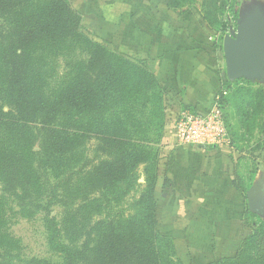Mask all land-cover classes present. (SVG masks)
Segmentation results:
<instances>
[{
    "label": "trees",
    "instance_id": "obj_1",
    "mask_svg": "<svg viewBox=\"0 0 264 264\" xmlns=\"http://www.w3.org/2000/svg\"><path fill=\"white\" fill-rule=\"evenodd\" d=\"M215 1L220 0H170L168 7L181 9L200 3L202 20L220 41L223 40L221 33L225 25L214 12ZM235 1L231 0L227 8L234 21L237 19V12L232 10ZM0 18L11 25L1 36L5 42L0 47L3 66V80L0 83L1 194L21 211L31 212L29 216L45 211L47 243L51 251L61 256V264H182L175 256L172 240L157 231L153 193L157 180L159 134L156 140L151 141L146 132L143 142L134 146L132 142H126V130L117 129L103 119L96 121L81 137L97 141L94 143L101 153L100 157L95 158L91 166L82 164L78 172L66 171L59 182L67 188L63 190V198L58 203L68 205L70 211V217L61 221L64 227L61 228L56 218L50 217L49 210L43 207L46 206V202H43L44 199L46 201V192L42 191L45 183L41 173L59 169V163L46 156L60 158L72 155L84 144L80 138H65L66 135L53 126L60 113L68 109L77 115H104L121 103L126 88L131 85L135 90L144 87V93H147L146 98H137L138 105L143 106L144 103L155 107L152 116L142 112L143 116H147V122L163 128V93L154 75L142 63L124 60L109 53L100 44L88 43L84 71L75 72L47 103L40 93L42 86L31 72L28 51L38 44L66 40L85 42L87 39L81 32L80 16L71 8L68 0H0ZM124 66L125 76L122 73ZM239 82L221 77L218 104L223 111L238 107L246 113L242 116L243 129L249 133L258 130L262 140H257L261 143H257L254 149L264 152V88L252 89ZM227 128L230 144L238 151L236 142L240 140V135L237 131L231 133ZM38 138L42 140V153L47 154L44 158L40 151L31 148V142ZM254 174L253 171L246 188L235 181L236 188L243 195L250 188ZM77 175L80 176L79 183L86 188L84 195L73 191ZM134 189L138 195L131 199L125 209L107 211ZM47 197L56 201L54 197ZM79 201L97 203L96 209L105 208L106 212L99 218H96V213L86 224L87 236L83 242L68 244L62 236L82 230L78 219L81 207L75 208L77 205H74ZM125 211L128 213L124 214ZM243 223L251 229V234L244 239L236 255L210 264H264V221L246 210ZM1 236L3 230L0 229ZM1 254L0 260L11 259L7 251Z\"/></svg>",
    "mask_w": 264,
    "mask_h": 264
},
{
    "label": "crops",
    "instance_id": "obj_2",
    "mask_svg": "<svg viewBox=\"0 0 264 264\" xmlns=\"http://www.w3.org/2000/svg\"><path fill=\"white\" fill-rule=\"evenodd\" d=\"M76 1L93 35L144 64L162 89L165 119L153 193L157 231L172 240L182 264L233 258L251 234L243 223L251 211L234 179L241 156L231 144L182 146L174 131L181 110L205 111L221 90L223 49L198 4L171 9L170 0ZM259 180L253 184L264 194Z\"/></svg>",
    "mask_w": 264,
    "mask_h": 264
},
{
    "label": "rangeland",
    "instance_id": "obj_3",
    "mask_svg": "<svg viewBox=\"0 0 264 264\" xmlns=\"http://www.w3.org/2000/svg\"><path fill=\"white\" fill-rule=\"evenodd\" d=\"M68 1L71 8L75 10L81 18V32L87 40H85V42L79 40L80 43L74 40H66L38 44L28 51L27 57L31 72L42 86V88H40V93L41 96L46 99L47 103L51 102L56 94L69 82L71 76H73L75 72L84 71L88 59L87 52H89V49L86 47V45H89L88 43L93 42L100 44L109 53L125 60V50L123 48L115 49V47L106 39H101L93 35L89 27V19L86 18L87 16L85 17L84 14L81 15L78 13V8H76L77 5H79L78 1ZM230 2L231 0L214 2V12L220 22H223L225 25L224 32L221 33L223 38L229 35L231 31L236 30L238 20L245 21L254 13H258L261 18L264 17V0H236L232 5V10L237 12V19L234 21L231 19V13L227 12ZM10 27L11 25L8 22H4L0 18V47L4 40L1 39V36H4ZM219 44L222 46L223 40H220ZM220 64L223 68L220 75L223 78L224 76L226 77L223 60L220 61ZM122 73L125 76V66L124 69H122ZM2 76L3 66L2 60L0 59L1 84L3 80ZM236 80H240L239 84L245 87H250L252 89L264 88V74L257 78L241 77ZM143 88L144 87H141L139 90H135L133 86L131 87V85H129L126 88L121 103L111 108L104 115L85 116L74 114L68 109L63 110L53 126L63 132V134L66 135L64 136L65 138H80L82 139L81 142L84 143L83 147L81 145L72 155H65L60 158L59 156L53 158L47 154L46 156L42 153L41 138L31 142V148L33 151H40L43 158L46 156V158H49L50 160L55 159L59 163L57 164L59 169L54 170L53 172L51 170L50 172H43L41 173V176L42 181L45 183L42 191L46 192V201L45 199L43 201L46 202V206L44 205L43 207L49 210L50 217L56 218V221L61 228L64 227L63 224H61V221L70 217V211L67 209L68 205L58 203L60 198H63V190L67 188L66 185L62 186L61 183H59L61 178H63L66 171L74 170L78 172L79 167L82 164H89V166H91L94 159L101 155V153L97 151L96 144L94 143L97 142L95 139L87 140L86 138L81 137L87 128L95 125L98 120H106L107 123L115 125L117 129H121L122 131L126 130V132H128V139L126 142H132L134 146H137L139 142H143V136L146 132H148L147 138L151 141L156 140L157 134L161 135L162 138L164 126L163 128H159L158 125L149 124L147 122V116L142 115V112L144 111L152 116V114L155 113V107L150 104L144 105L143 102V106L141 104L138 105L137 98L140 99L147 95V93H144ZM224 114L226 127H229L231 133L237 131L240 135V140L236 142L238 147L236 153L241 157L236 165L235 181L239 183L242 188H246L249 179L252 176V172L254 171V180L257 176V178H260L259 181L264 183V152L259 149H254L257 143H261L257 142V140H262L258 130L255 129L251 133L244 131L242 116L246 113L240 111L238 107L226 109L224 110ZM249 114L247 116H249ZM153 119H156V116H153ZM159 141L161 143V139ZM153 147L155 148V146ZM139 171L141 172V169ZM74 180L73 191L84 195L86 193V188L84 184L79 183L80 176L77 175ZM254 180L251 186L254 185ZM140 182H142V180H140ZM249 189L246 191L245 195ZM93 194L94 193H92V195ZM137 195L136 189L132 190V192L127 194L125 198H121V201H119L118 204L113 206L112 209L108 208L107 211L110 210V212H114L118 208V210L125 209V207L131 203V199ZM47 196L56 198V201H52V199H49ZM74 205H77L75 208L79 206L81 207V212L78 213V219L82 230L77 232L74 231L72 233L69 232L64 235L65 237L62 236V239L65 241L67 240L68 244L78 245L83 242L85 236H87L86 229H88V227L86 224L91 222L96 213L98 214L96 218H99L104 212H106V209L102 204V209H104L98 210L96 209L97 203H90L89 201L87 203L79 201ZM0 211L1 225H3L0 227V229L3 230V236L0 238V254L3 251H7L11 255V259L7 258L0 260V264H61V256L51 251L47 243V230L44 218L45 211L29 216L28 214H31V212L26 213L21 211L16 204L3 196L1 191ZM125 213H128V211H125L124 214ZM261 215L262 219L259 218L264 221V213Z\"/></svg>",
    "mask_w": 264,
    "mask_h": 264
},
{
    "label": "water",
    "instance_id": "obj_4",
    "mask_svg": "<svg viewBox=\"0 0 264 264\" xmlns=\"http://www.w3.org/2000/svg\"><path fill=\"white\" fill-rule=\"evenodd\" d=\"M235 31L223 38L226 77L233 82L241 77L257 78L264 74V17L254 13L238 20ZM251 212L264 213V194L255 185L246 194Z\"/></svg>",
    "mask_w": 264,
    "mask_h": 264
},
{
    "label": "built area",
    "instance_id": "obj_5",
    "mask_svg": "<svg viewBox=\"0 0 264 264\" xmlns=\"http://www.w3.org/2000/svg\"><path fill=\"white\" fill-rule=\"evenodd\" d=\"M205 111L181 110L174 120L178 143L185 147L221 148L230 144L224 111L218 104Z\"/></svg>",
    "mask_w": 264,
    "mask_h": 264
}]
</instances>
